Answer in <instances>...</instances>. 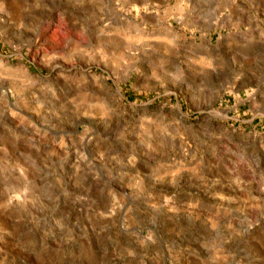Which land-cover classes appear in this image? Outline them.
I'll use <instances>...</instances> for the list:
<instances>
[{
	"label": "clouds",
	"instance_id": "clouds-1",
	"mask_svg": "<svg viewBox=\"0 0 264 264\" xmlns=\"http://www.w3.org/2000/svg\"><path fill=\"white\" fill-rule=\"evenodd\" d=\"M0 264H264V0H0Z\"/></svg>",
	"mask_w": 264,
	"mask_h": 264
}]
</instances>
